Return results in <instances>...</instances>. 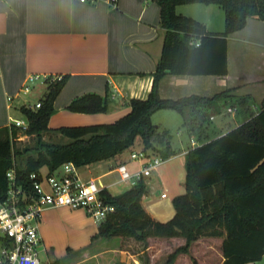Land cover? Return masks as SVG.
I'll return each instance as SVG.
<instances>
[{"label": "trees", "instance_id": "1", "mask_svg": "<svg viewBox=\"0 0 264 264\" xmlns=\"http://www.w3.org/2000/svg\"><path fill=\"white\" fill-rule=\"evenodd\" d=\"M160 6L164 41L161 57L153 73L147 99H133L130 112L110 124L49 128L55 112L54 102L67 83V77L47 82V91L39 109L20 107L29 127L21 131L11 126L0 128V200L8 191L7 172L15 168L18 183L30 185V175L47 167L53 173L72 162L78 169L115 158L130 148L137 138L143 152L167 160L176 154L168 131H160L152 122L158 111L173 110L182 115L183 126L197 130L198 113L230 97L226 90L212 98L190 96L178 100L163 99L159 83L167 75L225 76L228 74V37L242 30L249 18L264 21V0H155ZM216 6L224 12L225 30L212 34L200 21L178 14L180 5ZM249 119L238 128L190 149L186 155L185 193L173 201L175 215L166 222L156 221L143 208L148 193L143 180L120 195L103 190L101 197L114 206L91 243L70 251L52 264H115L117 247L126 240L147 243L150 238H183L165 264H173L178 255L188 254L201 238L222 239V264H257L264 257V102L258 113L250 109ZM107 97L88 93L74 98L67 106L84 114L108 111ZM58 133L66 142L43 143L45 133ZM23 136H36L31 154L23 156L15 148ZM161 139V148L154 141ZM28 150H26L27 152Z\"/></svg>", "mask_w": 264, "mask_h": 264}, {"label": "crops", "instance_id": "2", "mask_svg": "<svg viewBox=\"0 0 264 264\" xmlns=\"http://www.w3.org/2000/svg\"><path fill=\"white\" fill-rule=\"evenodd\" d=\"M207 9L204 13L207 17L198 21L205 24L210 33H222L224 12L216 6H207ZM164 34L160 6L155 0H118L115 5L109 0L87 3L79 0H0V128L10 126V112L29 75L67 77L65 87L54 102L56 112L66 111L74 98L84 94L107 97V112L96 113V118L82 115L84 113L65 116L70 117V123L61 127L113 123L110 118L130 112L128 103L131 100H145L150 94ZM226 90H232L230 97L205 109L215 111L210 121L197 126L198 130L193 132L182 124L190 136L192 148L200 146L193 139L196 133L209 140L247 121L249 110L241 100H246L253 112H259L264 102V21L249 18L242 30L228 37L227 75H167L159 83L160 97L170 100L193 95L212 98ZM8 97L14 98L13 101L8 102ZM226 112L234 115V123L220 122L212 126L216 117ZM49 128L59 129L50 125ZM189 150L182 149L179 154L185 156ZM120 164L126 165L131 172H135L138 165L139 170L142 168L140 162L130 160L120 161L100 175H96L91 166L79 169V173L84 180L94 179L97 184L116 175L114 180L100 187L110 192L111 186L118 188L128 184L119 182L116 168ZM99 225L82 209L45 210L40 223V249L47 252L48 264L64 258L70 251L87 247L98 233ZM60 231L68 235L64 247L57 243ZM72 233L76 236L74 241Z\"/></svg>", "mask_w": 264, "mask_h": 264}, {"label": "rangeland", "instance_id": "3", "mask_svg": "<svg viewBox=\"0 0 264 264\" xmlns=\"http://www.w3.org/2000/svg\"><path fill=\"white\" fill-rule=\"evenodd\" d=\"M206 10H208L207 6L203 4L180 5L176 8V12L178 14L192 17L196 20L205 19V17H207L204 15ZM224 30L225 25L222 31ZM47 88V84L44 81L39 80L33 86V91L29 95H23L22 93H19L20 98L16 103H14L10 112L11 118L13 120H21L27 123V117L21 112L20 106L24 105V102H27V107H34L38 100L43 99ZM76 114L78 113L69 111L68 109L63 112H56L55 109V112L49 121V125L53 128H59L62 125L70 123V117L67 118L65 116H76ZM214 114V110H201L198 113L200 118L196 120L195 124L200 126L205 121H210L211 115ZM82 115L94 116V118H96V114ZM233 116L234 115L232 113L226 112L223 115L217 116L216 121L212 122L211 124L212 126L217 125L220 122L227 123V125L233 124ZM121 117L123 116H120L116 119H113L112 117L110 118V121L115 122ZM152 122L156 127L160 128V131L163 132L168 130L171 146L176 151V156L174 155L169 159L164 160L157 171H154L150 177L145 178L146 183L148 184V194L143 199L142 206L156 221L166 223L170 221L175 215V209L173 205L174 199L185 193L186 158L184 155L179 153L182 151V149H191L192 142L187 131L182 127L184 120L182 115L178 112L173 110L158 111L152 116ZM198 128L199 127H197V130ZM226 129L227 128H225V130ZM202 137V134L196 133L193 136V139L196 140L198 144L202 145L201 143H206L217 138V136L214 135L213 137L208 138L209 140H206L207 138ZM160 140L161 139L158 138L154 141L156 148H161L162 144H160ZM42 141L46 144H59L66 142V139L62 138L58 133L49 131L43 135ZM36 144V136H23L21 140L16 142L15 148L19 149L23 156H26L33 152ZM143 147V141L140 138H137L130 148L123 151L115 158L92 165H87L82 169H86L91 166V168L96 171V175H100L106 171L108 167H113L120 161L125 163L130 162L131 154H139L143 152ZM26 150L28 151L26 152ZM149 155L152 154L149 153ZM137 167L138 169L136 171H139V165ZM47 172V167L41 169V173L43 175H46ZM115 178L116 175H114L113 178L100 180L98 181V186L102 187L103 184L107 183L109 180H114ZM130 188V184H122L118 188L117 186H111L109 193L113 196H117L122 194L123 190L127 191ZM162 193L167 195L166 198L161 197ZM66 234L67 233H65V231H60V234L56 238L57 243L61 244L58 246L63 245L64 247L68 243V235ZM71 235H73L71 238L72 241H74L76 237L75 233H72ZM184 244L185 240L183 238H150L147 243L137 242L132 239L126 240L119 247H117L120 257L117 259L115 264H165L170 254H172L177 248L183 246ZM220 245L221 239L219 238H201L193 243L188 254L178 255L173 264H222L223 256ZM48 258L47 252H40V260L42 264H48ZM257 264H264V258Z\"/></svg>", "mask_w": 264, "mask_h": 264}, {"label": "built area", "instance_id": "4", "mask_svg": "<svg viewBox=\"0 0 264 264\" xmlns=\"http://www.w3.org/2000/svg\"><path fill=\"white\" fill-rule=\"evenodd\" d=\"M87 3L93 0H79ZM118 0H109L115 5ZM62 76L29 75L20 93L29 95L37 81L45 83L61 80ZM20 98V96H18ZM14 98L8 97V102ZM27 102L24 105L27 106ZM41 101L31 109H39ZM228 112H234L228 109ZM11 127L26 131L29 123L11 119ZM21 137L19 140H21ZM131 160L142 164L139 171L131 173L126 165L116 168L120 183L134 186L144 178L150 177L163 163V159L141 152L131 154ZM30 185L18 183L15 168L7 172L8 191L6 199L0 200V264H42L40 260V223L42 214L50 208L66 207L82 209L98 224L114 212V206L101 197L104 189L94 179L84 180L79 169L72 163L63 164L53 173L40 172L30 175ZM162 193L161 197L166 198Z\"/></svg>", "mask_w": 264, "mask_h": 264}]
</instances>
